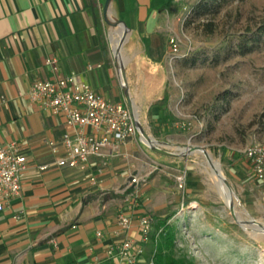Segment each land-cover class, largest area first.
<instances>
[{
    "label": "crops",
    "instance_id": "1",
    "mask_svg": "<svg viewBox=\"0 0 264 264\" xmlns=\"http://www.w3.org/2000/svg\"><path fill=\"white\" fill-rule=\"evenodd\" d=\"M102 2L0 0V141L16 142L27 158L19 193L0 210V264H123L105 247L124 236L138 239L136 218L142 213L121 210L117 201L143 166L134 135L89 156L83 169L60 166L46 140H59L66 130L63 117L27 97L32 81L73 72L105 98L123 100L111 41L118 35L102 19ZM179 4L111 0L114 17L128 27L121 45L127 87L146 111L167 91L168 37L183 29ZM47 56L56 59V68L45 63ZM121 211L132 219L127 229L118 228ZM143 247L136 264L148 258Z\"/></svg>",
    "mask_w": 264,
    "mask_h": 264
},
{
    "label": "rangeland",
    "instance_id": "2",
    "mask_svg": "<svg viewBox=\"0 0 264 264\" xmlns=\"http://www.w3.org/2000/svg\"><path fill=\"white\" fill-rule=\"evenodd\" d=\"M197 1L185 3L190 8ZM206 22L211 31H205ZM263 25L264 0H221L210 12L182 24L181 49L189 51L165 65V102L146 111L128 89L142 129L163 144L150 147L136 130L143 166L130 175V191L117 198L118 206L148 214L154 234L162 227L157 218L166 217L174 231L170 252L189 264H264V236H251L235 220L203 152L175 153L178 145L206 150L219 162L242 218L264 223V203H257L264 202V181L255 178L243 152L251 143L264 146V125L259 123L264 122V31L251 49H236L243 35L253 38ZM194 55L197 60L190 63ZM165 118L170 124L161 123ZM179 175L183 189L177 185ZM153 246L145 242L147 256Z\"/></svg>",
    "mask_w": 264,
    "mask_h": 264
},
{
    "label": "built area",
    "instance_id": "3",
    "mask_svg": "<svg viewBox=\"0 0 264 264\" xmlns=\"http://www.w3.org/2000/svg\"><path fill=\"white\" fill-rule=\"evenodd\" d=\"M176 1L181 4L183 24L189 8L185 0ZM180 42L179 36H169L170 60L187 55L189 50L181 49ZM45 63L56 68V59L53 56H47ZM27 97L30 102L41 108H49L63 117L66 130L61 133L59 140H46L50 151L57 153L55 162L60 166L83 169L89 156L100 155L103 147L124 142L137 130L134 117L124 100L105 98L87 82L76 81L73 72L53 79L32 81L27 90ZM243 152L255 178L264 181V146L251 143L243 148ZM26 166V155L19 150L16 142L0 141V210L9 198L19 193L21 176ZM44 167L46 164L40 165V168ZM131 180L135 178L132 177ZM177 185L183 189L182 175L177 177ZM131 220L129 214L119 212L116 218L118 228L127 229ZM136 223L138 239L131 236L122 237L105 247L107 255L116 254L123 264L137 263L144 251L143 244L150 240L151 217L142 213L137 216ZM102 234L100 230H96L97 236ZM144 264H154L152 253Z\"/></svg>",
    "mask_w": 264,
    "mask_h": 264
},
{
    "label": "trees",
    "instance_id": "4",
    "mask_svg": "<svg viewBox=\"0 0 264 264\" xmlns=\"http://www.w3.org/2000/svg\"><path fill=\"white\" fill-rule=\"evenodd\" d=\"M221 0H198L196 3L189 8V12L185 15L184 24H187L190 20L199 17L201 14H205L210 12L216 5H219ZM205 31H211V22H206L204 24ZM264 31V25L261 26L253 38H247L243 35L240 40L236 44V49L240 53H243L253 47V42L255 43L259 37L262 35ZM197 60V55L192 56L189 58L190 63H194ZM167 99L166 94L162 95L161 98L155 100L150 104V107H159V103L165 102ZM149 107V108H150ZM169 115V114H168ZM164 117V116H163ZM160 119L161 117L158 116ZM162 121V120H161ZM261 125H264V122L259 121ZM264 128V126H263ZM159 221L158 223L162 226L158 228L157 232L150 233V239L154 242L153 246V262L154 264H189L186 263L182 258H175L171 254V249L174 246V231L172 228H169L166 224V217L157 218ZM155 239V240H154Z\"/></svg>",
    "mask_w": 264,
    "mask_h": 264
},
{
    "label": "water",
    "instance_id": "5",
    "mask_svg": "<svg viewBox=\"0 0 264 264\" xmlns=\"http://www.w3.org/2000/svg\"><path fill=\"white\" fill-rule=\"evenodd\" d=\"M101 13H102V19L104 20V22H106L110 26H118V27H120V30L122 29L123 32L121 33V39H120V43L122 45V43H123V41L125 39V35H126L127 30H128V27H127L126 23L124 22V20H122V19H120L118 17H114V16L111 15V0H103ZM122 69H123L122 70L123 71V75L125 77L123 66H122ZM118 72L120 73L119 64H118ZM119 76H120V74H119ZM125 81H126V79H125ZM120 83H121V88L123 90V94H124V97H125V103L129 107V109H130V111H131V113H132V115L134 117L136 129L139 132L140 137H141V132H140L139 128H142V127L140 125L139 120L136 117V111L132 107L131 100L128 97V95H129L128 90H126L124 88V86L122 85L121 80H120ZM150 137L154 140L155 144L154 145H150L148 143L149 146L154 148V149H159L158 146H156V144H158V145L159 144H163V142H160L159 140L153 138L152 136H150ZM164 143H167V142H164ZM176 148L179 150V151L175 152L176 154H184L186 152H191V151H202L207 159H208V157L211 158L210 154L206 150L201 148V147H191V146H183V147H181V146L178 145ZM214 162H215L214 169L217 171L218 176H219V180L218 181L219 182L221 181L223 183V185L225 186L226 190H227L226 198H224L223 196H222V198L224 200V203L227 206L229 205V202L232 204L231 208L230 207L229 208L232 211V213L234 214L235 220L239 223V225L244 230L249 232V234L251 236H258V237L264 236V223L263 224H259V223L255 222V220L251 216H249L247 219L242 218V216L240 215V210H237L235 208V202L233 201L234 192H233L232 188L230 187V185L227 183L224 175L222 174V172H221V170L219 168V162L218 161H214ZM218 181H217V183H218ZM217 183H215L216 187L218 186ZM187 202H188V200H184L183 204H187Z\"/></svg>",
    "mask_w": 264,
    "mask_h": 264
},
{
    "label": "bare ground",
    "instance_id": "6",
    "mask_svg": "<svg viewBox=\"0 0 264 264\" xmlns=\"http://www.w3.org/2000/svg\"><path fill=\"white\" fill-rule=\"evenodd\" d=\"M122 32H123L122 29L120 30V27L116 26V28L114 29V31L112 33H117L118 36H112V38H111L112 40L111 41H112L113 49H114V52H115V55H116L115 58H117L118 63H119L120 80H121L122 85L124 86V88L126 90H128L127 84H126V81H125V77L126 76L124 77L123 71H122L123 70L122 69V66H123V63H124L122 61V56H121V43H120L121 33ZM139 129H140V132H141V138L144 141H146L147 143H149L150 145H154L155 144L154 140L147 133H145L142 128H139ZM205 161H206V164L209 167V173H210V175L213 177L214 182L217 183V181L219 180V176H218L217 171L214 169V167H215L214 166V164H215L214 160L212 158H209L208 157V159L206 158ZM217 185H218L217 186L218 187L217 188L218 192L221 194V196H223L224 198H226L227 190H226L225 186L223 185V183L221 181L220 182L218 181ZM231 205L232 204L229 202L228 207L231 208Z\"/></svg>",
    "mask_w": 264,
    "mask_h": 264
}]
</instances>
